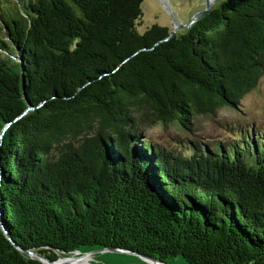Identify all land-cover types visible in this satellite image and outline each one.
Listing matches in <instances>:
<instances>
[{
	"label": "trees",
	"instance_id": "trees-1",
	"mask_svg": "<svg viewBox=\"0 0 264 264\" xmlns=\"http://www.w3.org/2000/svg\"><path fill=\"white\" fill-rule=\"evenodd\" d=\"M142 1L0 0V221L50 260L264 264V135L167 150L137 122L147 107L190 130L235 108L264 75V0H224L171 37L138 31ZM0 264L42 263L0 229Z\"/></svg>",
	"mask_w": 264,
	"mask_h": 264
},
{
	"label": "rangeland",
	"instance_id": "rangeland-1",
	"mask_svg": "<svg viewBox=\"0 0 264 264\" xmlns=\"http://www.w3.org/2000/svg\"><path fill=\"white\" fill-rule=\"evenodd\" d=\"M224 0H214L212 6L219 5ZM205 0H143L141 3L142 17L138 23V31L142 33L150 25L158 24L167 27L170 32L183 33L185 24L204 8ZM143 107L137 115L144 113L137 120L141 129V139H150L158 146L167 150H177L182 142L205 143L206 146L217 147L232 142V136L239 129H247L264 135V75L259 79L254 89L241 99L235 108L220 110L215 116L196 115L190 130H185L178 124L163 127L153 123V115ZM251 126V127H250ZM250 128V129H249ZM259 130H258V129ZM242 139L241 136L238 140ZM241 142V141H240ZM184 145V144H183ZM94 250V249H92ZM82 252V251H81ZM89 264H132L140 262L132 254L103 252L89 254ZM169 264H186L179 256L170 259Z\"/></svg>",
	"mask_w": 264,
	"mask_h": 264
},
{
	"label": "water",
	"instance_id": "water-1",
	"mask_svg": "<svg viewBox=\"0 0 264 264\" xmlns=\"http://www.w3.org/2000/svg\"><path fill=\"white\" fill-rule=\"evenodd\" d=\"M211 8H212V4L209 2V0H205L204 8L202 10H200L198 13H196L191 18V21L189 23L185 24V28H188L193 22L200 19ZM174 33H175V31L170 32L169 37L174 35ZM0 229L3 232V234L5 235V237L10 241V243L12 245H14V247H16L18 250L25 252L31 258H35V259L39 260L42 264H71V263L67 262V260L74 258V254H78V255L92 254V256H93L95 253H103V252H117V253L132 254V255L136 256L137 258H139V260H140V262L132 263V264H169V263L164 262L162 260H159L155 257L148 256L145 254H141V253H138L135 251H130V250L122 249V248H110V247H102V248H98V249H94V250H90V251H84V252H81L80 250H74V251L70 252L69 254L63 253V255L59 256L56 260H50L40 253L31 251V250H22L17 244H15V242H13L11 240L8 232L4 228L1 221H0ZM91 264H92V262H91Z\"/></svg>",
	"mask_w": 264,
	"mask_h": 264
},
{
	"label": "bare ground",
	"instance_id": "bare-ground-1",
	"mask_svg": "<svg viewBox=\"0 0 264 264\" xmlns=\"http://www.w3.org/2000/svg\"><path fill=\"white\" fill-rule=\"evenodd\" d=\"M209 2L213 3L214 0H209ZM90 260L91 259H90L89 254H84V255L74 254V258L67 260V262H69L71 264H89Z\"/></svg>",
	"mask_w": 264,
	"mask_h": 264
}]
</instances>
